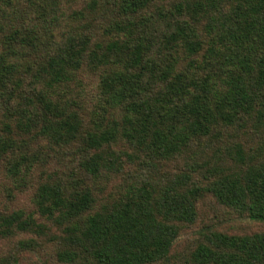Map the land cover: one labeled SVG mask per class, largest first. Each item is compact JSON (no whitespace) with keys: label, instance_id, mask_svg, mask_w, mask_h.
<instances>
[{"label":"trees","instance_id":"16d2710c","mask_svg":"<svg viewBox=\"0 0 264 264\" xmlns=\"http://www.w3.org/2000/svg\"><path fill=\"white\" fill-rule=\"evenodd\" d=\"M38 141L75 145L92 177L147 173L100 204L76 168L46 172ZM0 170L34 188L33 210L0 207V238H48L63 264L165 261L205 195L264 224V0H0ZM217 227L188 262L264 264V231Z\"/></svg>","mask_w":264,"mask_h":264},{"label":"rangeland","instance_id":"374dc122","mask_svg":"<svg viewBox=\"0 0 264 264\" xmlns=\"http://www.w3.org/2000/svg\"><path fill=\"white\" fill-rule=\"evenodd\" d=\"M244 141L250 144L249 138H252V133H245ZM25 138V137H24ZM31 143V138H26ZM41 146V162L49 156L50 166L46 167V172H52L58 170L60 176L65 178L72 177V173L75 171L82 172L74 162L73 147H52L50 150L44 144V141L36 142V149ZM204 146V143L202 144ZM34 147V148H35ZM115 151H130L126 146L121 143L112 146ZM206 153L209 155L212 151L207 150ZM187 158H179L173 162H169L164 168L170 172H185L186 167L190 165ZM188 163V165H187ZM229 163V162H228ZM39 166V165H38ZM129 171V173L127 172ZM133 171L137 174L133 176ZM146 171H142L141 167L135 166L130 169H126L124 173H114L113 171H102L97 177H92L84 172L77 174L87 186L92 188L94 195L101 201L100 204L114 200L115 198L123 195L127 191V185H129L133 178L140 176L144 177ZM42 169L37 168L32 175V184L36 186L39 181ZM130 174V175H128ZM132 174V175H131ZM197 179L201 178L200 175H196ZM140 179V178H138ZM33 194L34 188L31 186L28 189L16 190L14 184L8 180L4 172L0 170V207L3 210L12 211L19 208L25 209L26 211L33 210ZM219 206V205H217ZM216 206V202L210 195H205L197 203V216L193 224L184 226L180 232V236L175 242L174 250L169 255L168 259L162 262L154 264H193L188 262L187 252L192 243L200 239L197 234L199 229L205 225V223L213 218L215 224L220 230L235 234H252L255 232L264 231V224L253 222L244 215H240L238 212L228 210L227 208L219 209ZM216 208V211H215ZM214 211L216 212L214 214ZM216 217V219H215ZM52 234H59L57 231H53ZM30 238L35 239L36 245L30 250H22L18 246V242L22 240H29ZM61 244L51 242L48 238L34 237L31 234H22L13 238L3 239L0 238V264H63L57 260V252L61 249Z\"/></svg>","mask_w":264,"mask_h":264}]
</instances>
